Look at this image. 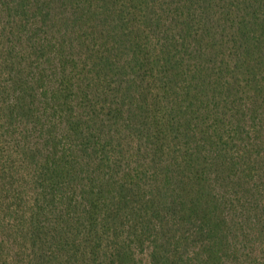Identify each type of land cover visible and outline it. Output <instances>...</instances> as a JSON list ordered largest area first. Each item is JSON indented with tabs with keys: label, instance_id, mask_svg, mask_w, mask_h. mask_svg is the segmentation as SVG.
Instances as JSON below:
<instances>
[{
	"label": "trees",
	"instance_id": "1",
	"mask_svg": "<svg viewBox=\"0 0 264 264\" xmlns=\"http://www.w3.org/2000/svg\"><path fill=\"white\" fill-rule=\"evenodd\" d=\"M0 264H264V0H0Z\"/></svg>",
	"mask_w": 264,
	"mask_h": 264
}]
</instances>
